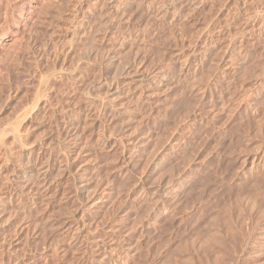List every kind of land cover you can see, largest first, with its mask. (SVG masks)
I'll use <instances>...</instances> for the list:
<instances>
[{
	"label": "rangeland",
	"instance_id": "obj_1",
	"mask_svg": "<svg viewBox=\"0 0 264 264\" xmlns=\"http://www.w3.org/2000/svg\"><path fill=\"white\" fill-rule=\"evenodd\" d=\"M7 1L0 264H264V0Z\"/></svg>",
	"mask_w": 264,
	"mask_h": 264
},
{
	"label": "bare ground",
	"instance_id": "obj_2",
	"mask_svg": "<svg viewBox=\"0 0 264 264\" xmlns=\"http://www.w3.org/2000/svg\"><path fill=\"white\" fill-rule=\"evenodd\" d=\"M1 1H3V0H0V6H1V3H2ZM6 1H7V0H6ZM7 2H9V3L11 4V3H12V0H9V1H7ZM7 2H6V3H7ZM15 2H16V0H15ZM17 2H18V3H20V2L26 3L27 0H17ZM18 3H17V4H18ZM184 3H185V2H184ZM7 4H8V3H7ZM10 4H8V5H10ZM14 4H15V3H14ZM179 4H182V2H180ZM18 5H19V4H18ZM182 5H183V4H182ZM0 9H1V8H0ZM18 10H19V9H18ZM6 11H7V10H6ZM21 11H22V10H21ZM25 13H26V11H25ZM12 15H13V14H12ZM12 15H11V16H12ZM24 16H25V14L23 13V14L21 15V18L24 17ZM6 18H7V19L10 18V17H9V14L6 15ZM1 27H2V26H1ZM139 81H140V80H139ZM150 81H151V80H150ZM138 83H139V82H138ZM140 84H141V83H140ZM141 85H142V84H141ZM144 85H145V84H144ZM135 88H136V87H135ZM144 88H145V87H144ZM99 98H100V97H99ZM24 118H26V116H25ZM24 118H23V119H24ZM16 131H17V130H15L14 132H16ZM12 132H13V130H12ZM14 132H13V134H14ZM16 134H18V133L16 132L15 135H16ZM15 135H14V136H15ZM16 136H19V134L16 135ZM16 136H15V138H17L18 141L20 142V140H19V139H20V136H19V138L16 137ZM19 144H20V143H19ZM21 144H22V143H21ZM21 144H20V145H21ZM21 146H23V145H21ZM39 166H40V165H39ZM40 171H41V167H40ZM40 173H41V172H40ZM47 173H48L47 166H46V167L44 166V168L42 169V176H43L42 179H43V180H46V179H47V177H46V176H47ZM38 174H39V173H38ZM42 176H41V177H42ZM45 177H46V179H44ZM40 179H41V178H40ZM80 182H81V181H80ZM80 186H81V185H80ZM83 186H84V185H83ZM45 187H46V186H45ZM79 189H83V188H80V187H79ZM79 191H80V190H79ZM84 192H85V191H84ZM248 246H249V245H248Z\"/></svg>",
	"mask_w": 264,
	"mask_h": 264
}]
</instances>
